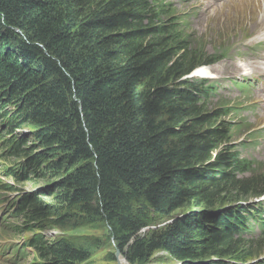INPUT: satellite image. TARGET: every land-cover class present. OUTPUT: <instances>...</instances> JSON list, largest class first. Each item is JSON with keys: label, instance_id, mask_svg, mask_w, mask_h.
<instances>
[{"label": "trees", "instance_id": "16d2710c", "mask_svg": "<svg viewBox=\"0 0 264 264\" xmlns=\"http://www.w3.org/2000/svg\"><path fill=\"white\" fill-rule=\"evenodd\" d=\"M172 6L0 0V156L22 158L8 175L45 180L39 195L52 199L1 184L16 191L13 218L23 220L3 222L8 232L25 234L24 248H35L32 264L86 260L84 244L42 233L76 227L78 212L90 222L106 220L132 264L162 249L182 264H207L194 263L205 252L214 264L262 256L254 246L264 235L238 232L246 205L264 196V172L243 157L246 142L237 147L243 124L229 118L241 109L212 107L215 82L188 77L225 54L196 44L189 17ZM25 122L43 127L22 137L16 131ZM185 209L190 215L176 219ZM165 219L172 222L150 230Z\"/></svg>", "mask_w": 264, "mask_h": 264}, {"label": "rangeland", "instance_id": "374dc122", "mask_svg": "<svg viewBox=\"0 0 264 264\" xmlns=\"http://www.w3.org/2000/svg\"><path fill=\"white\" fill-rule=\"evenodd\" d=\"M165 1L172 3V8L179 11L180 14H185L189 17L188 32L196 44L203 45L212 53L216 52L218 49L223 50L225 54L224 59L218 60L219 62L217 61V63L214 62L215 64L212 63V65H207L209 66V71L212 73L210 75L216 79L217 83L219 81L221 84L219 90L212 96L213 99L210 100L212 102L211 105L212 107L222 106L223 104L239 106L241 112L238 113L236 117L229 116V118H234L243 124L242 129L238 130L235 136L237 143H239L237 147H240V142H246L247 145H244L242 148L243 157L250 161L255 159V161H252L254 163L253 166L259 165V170L264 172V73L261 72L263 70H256L260 69L259 66L256 65L258 64V59L264 62V0ZM225 51H227V53ZM249 65L250 68L255 71H253V75H247L248 78L254 76L258 79L249 91H244L238 86H235L232 80L237 76H243L246 70L242 68H249ZM188 77L193 78L194 76ZM9 108L13 109L14 106L12 105ZM72 117L73 115H70V118ZM76 120H74V124L78 125L79 120L75 122ZM42 127L40 123L25 122L16 133L22 137H31L35 132L42 129ZM7 138H9V136ZM30 145H33V142H31ZM34 149L39 152L42 151L37 145L31 146V150ZM18 161L24 163L22 158L13 159L9 163L15 164ZM257 161L259 164H257ZM2 164L3 163L0 161V178L9 183L16 184L18 186L16 191L18 193L24 196L37 195L44 201L52 200L50 197H41L39 195L40 190L46 183L45 180L39 179L35 181L22 175L17 179V183L15 177L3 175ZM4 195L10 200L16 195V192L5 193ZM236 205L234 204L232 206ZM204 209L206 208H201L197 211H199L200 214ZM190 213L189 210L185 209L175 217L176 219L178 217H186L189 216ZM211 213L216 215L218 212L211 210ZM0 214V218L3 216L7 217L6 214L1 212V206ZM15 214L16 212L14 211L11 217H7L6 220L8 223L23 221L21 218H13L16 217ZM151 218V221H153L152 223H154L157 222V218L159 219L160 217L151 214ZM170 222H172V219H165L158 225H152L149 228L151 231L156 227L161 229ZM8 223H3L2 219H0V234L2 235L0 238V251L7 245L11 246V244L13 249L23 247L22 244L25 240V234L20 235L14 232H8L9 229L6 225ZM73 224L77 225L72 229L61 230L48 227L42 233L45 234L48 240L66 237L87 246L89 255L86 260H74V264H119V261L120 263H130L118 248L116 239L106 220L90 222L82 218L81 214L78 212L76 221ZM147 231V228H143L140 234L143 235ZM29 233L30 232L26 234ZM256 236H258V234L255 235V237ZM259 242V245L254 246L255 252L258 251L262 254L260 258L255 260L257 262L264 259V239H261ZM118 250L121 252L120 257L117 255ZM7 255L8 254H4L2 257V251L0 252V264H32L38 258V253L32 246L25 250V254L17 256L14 259L13 257L11 258L12 253L11 255ZM209 259H211V262H207V264L218 263L217 258L212 256L209 252H205L201 257L196 258L194 263ZM251 263L255 262L253 261ZM142 264L182 263L175 260L169 250L162 249L157 251Z\"/></svg>", "mask_w": 264, "mask_h": 264}, {"label": "bare ground", "instance_id": "6f19581e", "mask_svg": "<svg viewBox=\"0 0 264 264\" xmlns=\"http://www.w3.org/2000/svg\"><path fill=\"white\" fill-rule=\"evenodd\" d=\"M209 2V1H208ZM215 2V1H214ZM220 2V1H219ZM223 2H225V1H223ZM212 3V2H211ZM218 3V2H217ZM215 4V3H214ZM239 17V16H238ZM227 49V48H226ZM225 49V50H226ZM221 51H223V50H221ZM220 51V52H221ZM218 52V51H217ZM226 53H227V51H225ZM219 54V53H218ZM217 55V54H216ZM214 56V55H213ZM219 56V55H218ZM216 57V56H215ZM216 58H218V57H216ZM222 59H224L223 57L222 58H220L219 59V61L220 60H222ZM213 61V60H212ZM218 61V62H219ZM215 63H217V62H215ZM214 63V64H215ZM207 65H212V63L211 64H206V65H203V66H200V67H198V68H196V69H194V72L191 74V77H196V76H202V78H205V79H207V80H209L210 82H212L213 83V81L215 82V85L217 86V81H216V79H214L213 78V76H211L210 74H212L210 71H209V66H207ZM202 78H200V80H202ZM185 79V78H184ZM196 80V79H195ZM193 81V80H192ZM260 84V83H259ZM214 85V84H213ZM215 88V87H214ZM264 91V90H263ZM235 106V105H234ZM239 107V106H238ZM75 122H77V120L75 121ZM240 125V124H239ZM242 125V124H241ZM242 150V149H241ZM1 154V153H0ZM3 154V153H2ZM253 155V154H252ZM4 156V155H3ZM3 156H0V161H1V163H4V164H10L7 160H5L4 159V157ZM248 160V159H247ZM254 161H255V159H253ZM253 160H251V162L253 161ZM250 161V160H249ZM258 162V161H257ZM250 164V163H249ZM16 183V182H15ZM12 185H14V184H12ZM9 193V192H8ZM17 199H15L14 201H16ZM233 211V210H232ZM231 212V211H230ZM1 215V214H0ZM237 227V226H236ZM239 229V228H238ZM8 246V245H7ZM2 251V250H1ZM0 251V252H1ZM7 254H9V253H7ZM8 256V255H7ZM6 256V257H7ZM3 257V256H2ZM15 258V257H14ZM4 259V258H3ZM2 259V260H3ZM1 260V261H2ZM11 260V259H10ZM3 263V262H2ZM123 264H127V263H124V262H122ZM121 263V264H122Z\"/></svg>", "mask_w": 264, "mask_h": 264}, {"label": "water", "instance_id": "95a60500", "mask_svg": "<svg viewBox=\"0 0 264 264\" xmlns=\"http://www.w3.org/2000/svg\"><path fill=\"white\" fill-rule=\"evenodd\" d=\"M192 74V73H191ZM190 74V75H191ZM117 255H118V257H120L121 256V252H120V250H118V252H117ZM128 262V261H127ZM207 262H211V259H209V260H205V261H199V262H197V263H207ZM129 263V262H128ZM119 264H121L120 263V261H119ZM130 264V263H129Z\"/></svg>", "mask_w": 264, "mask_h": 264}, {"label": "clouds", "instance_id": "9594fccd", "mask_svg": "<svg viewBox=\"0 0 264 264\" xmlns=\"http://www.w3.org/2000/svg\"><path fill=\"white\" fill-rule=\"evenodd\" d=\"M193 72H194V71H193ZM193 72H192V73H193ZM188 76H191V75H188Z\"/></svg>", "mask_w": 264, "mask_h": 264}]
</instances>
